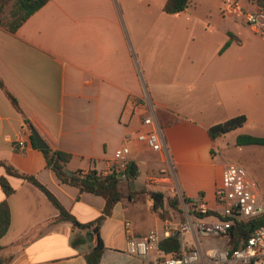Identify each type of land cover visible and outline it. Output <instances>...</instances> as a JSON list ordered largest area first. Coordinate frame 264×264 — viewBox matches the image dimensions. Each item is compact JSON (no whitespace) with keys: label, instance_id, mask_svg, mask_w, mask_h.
Returning a JSON list of instances; mask_svg holds the SVG:
<instances>
[{"label":"crops","instance_id":"crops-1","mask_svg":"<svg viewBox=\"0 0 264 264\" xmlns=\"http://www.w3.org/2000/svg\"><path fill=\"white\" fill-rule=\"evenodd\" d=\"M166 1L50 0L16 32L0 24V161L34 176L79 223L88 224L103 215L105 200L60 181L34 146L30 124L53 150L73 156L67 168L72 173L96 169L106 175L116 150H131L139 180L129 186L122 176L126 198L99 231L101 264H163L167 256L159 244L147 257L126 250L127 222L135 238L157 233L160 242L168 238L167 228L182 224L172 210L164 221L142 190L167 198L177 186L182 196L215 207L230 163L217 157L219 138L212 140L209 129L244 115L247 123L235 131H264V37L239 14H223L229 0H190L180 14L166 13ZM234 1L245 12L264 3ZM145 86L157 106L175 179L151 181L167 162L136 139L147 129L130 100L142 96ZM18 140L26 142L23 150ZM4 176L15 191L6 197L0 185V203L7 200L11 210L0 264H87L91 244L72 245L87 233L70 222L56 223L59 211L39 188L0 167ZM208 244L202 243L213 246ZM197 245L187 236L183 249Z\"/></svg>","mask_w":264,"mask_h":264},{"label":"built area","instance_id":"built-area-1","mask_svg":"<svg viewBox=\"0 0 264 264\" xmlns=\"http://www.w3.org/2000/svg\"><path fill=\"white\" fill-rule=\"evenodd\" d=\"M224 15L239 14L245 23L258 35L264 37V5H259L255 11L245 12L238 2L229 0L224 3ZM130 107L141 114V124L146 132L137 134L136 139L145 143L152 151L161 153L167 162V167L161 168L151 177V181L175 179L174 165L169 154V147L163 128L157 119V106L152 100L147 87L142 96L130 100ZM133 135L125 140L131 141ZM26 142L18 140L16 146L23 150ZM131 150L127 145L118 148L113 158V168L116 173L123 174L131 162ZM177 180V179H176ZM172 197L183 199L176 186L171 188ZM186 210V221L177 229L167 228V237L180 234L185 242L191 236L197 246L183 249L179 257H167L163 264H264V223L256 228L243 245L233 250L229 245L231 219L249 220L264 217V197L251 175L241 166L229 164L224 168L221 185L216 191L215 207H210L202 198H194L190 204L183 203ZM216 213V214H211ZM220 216V217H219ZM132 223H126V250L130 255L147 257L150 251L159 244L160 237L151 233L144 238H135L131 231ZM221 239L222 246L204 247L203 241Z\"/></svg>","mask_w":264,"mask_h":264},{"label":"trees","instance_id":"trees-1","mask_svg":"<svg viewBox=\"0 0 264 264\" xmlns=\"http://www.w3.org/2000/svg\"><path fill=\"white\" fill-rule=\"evenodd\" d=\"M49 1L50 0H0V24L4 25L9 31L16 32L32 15L44 7ZM189 2L190 0H167L164 6V11L168 14L183 13L188 8ZM259 4L264 5L263 2H259ZM4 17L6 20H3ZM234 39L235 37L231 35V40ZM227 46H229V43ZM0 86L3 87L1 80ZM11 99L15 102L13 98ZM246 123L247 117L244 115L231 118L224 123L211 127L209 129L210 137L212 140H216L219 137H223L232 131L244 127ZM30 127L33 129L31 124ZM32 139L34 146L37 147L34 137H32ZM237 144L239 146H264V137L241 135L237 139ZM41 151L47 160L48 167L55 172L60 181L64 184L78 188L81 193L100 196L105 200L106 206L104 213L100 218L88 224L79 223L75 217L65 209L58 199L34 176L20 172L13 165L5 161H0V167H4L7 176L21 178L44 192L54 207L59 211V217L55 220L56 223L70 222L75 228L83 230L87 234L93 235V237H97L96 245L91 247L89 253L86 254V260L87 264H101L104 244L99 239V231L105 220L112 215L116 205L126 198L122 188V176H125L126 182L129 186H132L138 179L139 171L137 165L130 162L127 170L123 174L116 173L114 168H112V171L106 175L96 169L90 171H77L73 172L72 175H69L65 170L68 168V164L72 160L73 156L71 154L61 150H53L49 146ZM0 185L5 192L6 197H9L15 191L6 176L0 178ZM142 193L154 201L153 211L159 213L164 221L171 220L170 210L184 213L180 207L183 203L190 204L192 202V198L186 196H183V199L178 196L167 199L163 193L157 191L143 189ZM130 197H132V195ZM133 199L134 198H132V200ZM231 221L233 222L230 231L229 245L233 250H236L247 241L256 228L264 223V217L249 220L233 218ZM10 225L11 210L8 201L4 200L0 203V240L7 234ZM87 243L88 240L86 236L82 234L77 235L72 240V245L75 248ZM183 248V242L177 234L171 235L159 243L160 251L167 257H179Z\"/></svg>","mask_w":264,"mask_h":264},{"label":"rangeland","instance_id":"rangeland-1","mask_svg":"<svg viewBox=\"0 0 264 264\" xmlns=\"http://www.w3.org/2000/svg\"><path fill=\"white\" fill-rule=\"evenodd\" d=\"M3 20H6V18L4 17ZM241 135L264 137V131H232L223 137H219L216 147L217 157L221 159V157L224 156L228 163L246 169L257 183L259 190L264 197V146H239L237 144V139ZM137 180H139V177ZM167 198H172V196L167 195ZM180 208L184 213L176 211L174 213L176 215L175 219L184 223L186 221V210L188 208L184 205ZM208 243V245L222 246L225 241L221 239H210L208 240Z\"/></svg>","mask_w":264,"mask_h":264},{"label":"water","instance_id":"water-1","mask_svg":"<svg viewBox=\"0 0 264 264\" xmlns=\"http://www.w3.org/2000/svg\"><path fill=\"white\" fill-rule=\"evenodd\" d=\"M3 1H8V0H3ZM32 131H33V137H34V140H35V143H36L37 147L39 149H41V150L46 149L48 147V145L46 144V142L44 141V139L40 136V134L36 130L32 129ZM65 172L67 174H69V175H72L73 174L68 169H66ZM177 236H180V234L177 233ZM86 238H87L88 242L91 244V246L94 247V237H93V235L87 234L86 235Z\"/></svg>","mask_w":264,"mask_h":264}]
</instances>
